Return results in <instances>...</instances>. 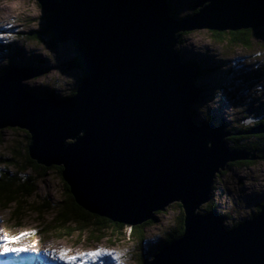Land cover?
<instances>
[{"label":"water","instance_id":"95a60500","mask_svg":"<svg viewBox=\"0 0 264 264\" xmlns=\"http://www.w3.org/2000/svg\"><path fill=\"white\" fill-rule=\"evenodd\" d=\"M35 1L55 44H75L83 78L71 97H40L22 86L39 70L10 67L0 76V130L26 132L29 159L61 168L74 203L91 215L134 227L180 205L182 236L146 264H264V204L233 228L215 208L200 213L215 178L256 157L228 147L237 134L192 117L206 97L196 84L202 71L176 50L183 33H255L264 0H198L182 19L167 0ZM248 133L264 134V125Z\"/></svg>","mask_w":264,"mask_h":264},{"label":"rangeland","instance_id":"374dc122","mask_svg":"<svg viewBox=\"0 0 264 264\" xmlns=\"http://www.w3.org/2000/svg\"><path fill=\"white\" fill-rule=\"evenodd\" d=\"M167 1L173 9L171 13L183 18L195 10L193 6L198 0ZM47 16L35 0H0V76L12 66L35 68L37 62L40 64L42 61L43 64L37 68L40 75L23 81L24 90L32 95L51 91L57 97L65 98L76 88L82 74L77 68L68 70L65 62L77 59L81 63V59L72 41L55 44V48H50V35L45 30ZM178 38L180 43L176 50L180 56L197 62L202 68L196 84L205 87L206 98L194 106L195 121L211 118L213 124L219 121L229 123L244 117L245 126L256 128L257 125L253 126L256 121L248 119L251 115L248 113L264 107V27L256 29L247 47L214 41L207 30L183 33ZM11 59H14V63H10ZM226 69H232L245 79L237 83L239 86L226 88V92H223L217 90V84L218 77ZM249 100L253 102L250 108L244 105ZM24 133L19 129L0 130V176L4 174L3 170L9 176H30L35 189L27 201L28 208L48 203L55 209V205L66 199L64 182L57 167L47 168V171H40L39 174L24 170L27 167ZM249 137L250 141H242L241 145L248 147L247 144L255 142L253 136ZM230 138L237 144V136ZM255 155L254 160L230 163L214 180L209 203L214 205L221 217L226 216V227L248 219L264 201V158L258 157L259 152ZM12 158L14 162H10ZM202 205L205 207L208 204ZM180 211L181 208L175 202L166 207L163 214L157 215L155 224L145 229V239L138 248L137 243L129 237V230H124V239L121 241H118L119 235L110 236L111 231L115 230L111 226L95 230L93 225H88L83 233L71 230L69 236H56L63 231L56 230L48 234L44 230V227H51L49 225H52L54 211L45 210L40 218L33 212L25 211L23 219L17 224L11 210L0 207V244H3L2 238L5 235L15 237L23 234L18 243L10 246H34L18 255L9 253L0 256V264H64L58 258L62 250L69 257L77 258L74 264H139L141 256L150 261L151 255L162 248L160 241L175 225ZM96 250L113 253L114 256L105 255L93 260L81 255Z\"/></svg>","mask_w":264,"mask_h":264},{"label":"trees","instance_id":"16d2710c","mask_svg":"<svg viewBox=\"0 0 264 264\" xmlns=\"http://www.w3.org/2000/svg\"><path fill=\"white\" fill-rule=\"evenodd\" d=\"M171 9H172V7H171ZM196 12H197V10H192L191 14L187 15L186 17L191 16V15L195 14ZM171 16L176 18V19H182V17H180V16L175 17L174 14H172V13H171ZM183 18H185V17H183ZM42 33L46 34L45 31L44 32L42 31ZM48 33L50 35L49 46H50V48L51 47L55 48V35L52 32H48ZM210 35L212 36V39L214 41H217V42H226L229 44L232 43L234 45H241V46L247 47L251 43V40L254 38L255 33H254V30H246V31H239V32H235V33L210 32ZM34 38H38V36H34ZM40 42H43V40H41ZM179 43H180V41H179ZM15 56L17 57L18 55H15ZM13 60L11 59L10 63H14ZM67 62H65L66 67H67ZM74 63H75V65H77V64L79 65V67L77 69L82 74L80 76V79L78 81L76 88L73 89V91L70 94H68V96H66L65 98L71 97L74 95L75 90L78 88V86L80 85L82 78H83V71L84 70H83L81 63L77 59L74 61ZM186 63L190 67L196 68L198 70L202 69L201 66L195 61L186 60ZM41 64H43V62L41 61V63L39 64V61H38L35 68H38L39 65H41ZM220 75H221V77H218L217 90L223 91V92H226L225 91L226 88H228V89L232 88L233 89L235 86H239V84H237V83L240 82L241 80L245 79V77H240L239 75H237L232 69L223 70L222 74H220ZM50 92L45 93L42 91L41 93H38L35 96H40V97H48V96L52 97V96H54V97H57L54 93H50ZM252 104H253V102H251L249 100V102H246L244 105L251 107ZM194 106H193L192 113H191L192 117L195 116ZM263 109H264V107H263ZM263 109H258V110L253 109L254 112L248 113V114H251L248 119H252V120L259 119V122L253 123V126L254 125L258 126L261 124L264 125V112H261V111H264ZM243 119H244V117H242L240 120H236V122L230 121L229 123L219 121L218 123H215V125L216 126H224L225 130L227 132L237 134V144H236L234 139L228 138L226 140V143L230 149H245L247 151L254 152V154L256 152L257 153L259 152L258 157L264 158V148L262 149V147H264V134H255V135L248 134L249 130H252L253 127L250 125L245 126V124H244L245 119L244 120ZM208 122H213V121H211V118H209V119L206 118L205 120H203L199 123L202 124V123H208ZM24 134H25L24 140H25V157H26L25 159H26V164H27V167L24 170L29 169L31 172H34L36 174H39L40 171H47L48 170L47 168H43L41 166H38L34 161L29 159L28 154H27V146H28L29 136L27 133H24ZM249 136H253L255 139V142H253V143L250 142L249 144H247L248 147H246L245 145H241L242 141H246V142L248 140L250 141L249 138H251V137H249ZM10 162H14L13 158L10 160ZM9 165L13 166L11 163H9ZM57 169L59 171V174L61 175L62 169L61 168H57ZM3 171H4V174H2L0 176V207L3 208L4 210H11L12 218L15 221V223H17V224L19 222H21V220L23 219V213L25 211L35 213L36 215L39 216V218L44 213L45 210L54 211V218L51 220L52 225H49V227L50 226L51 227L50 228L44 227V230H47L48 234H50L51 232L56 231V230H59V231L61 230V231H63L62 234H61V232H58L56 234V236H59V235L60 236H69L71 230L79 231L80 233H83L87 229L88 225H93L95 227V230H102L104 228H109V226H111V227H114L115 230L111 231L112 235H110V236L116 237L119 235L118 241H121L124 239V233H125L124 230H129V237H131L137 243L138 248L140 246H142V243L145 239V229L147 227L155 224V221H148V222L141 224L139 226L126 227L124 225L114 224V223H112V222H110L104 218H100V217H97L95 215H91V214L85 212L84 210H82L80 207H78L74 203L73 198L70 195L68 188L65 184H64V187H65V192H66V199L64 201H62L61 204L55 205L54 206V207H56L55 209H52V206L48 205V203H44V205H41L38 207H29L28 208L27 201L32 197V195L34 193L35 183L31 180L30 176L29 177H27L25 175L23 176V174L22 175L18 174L16 176H9L8 173L6 172V170H3ZM38 176H40V175H38ZM263 204H264V201L257 206V209H260V207ZM178 207L181 208L180 205H178ZM213 208H214V205L213 204L211 205L210 203H208V205H206L205 207L202 208L200 213H207L208 211H210ZM181 211L175 220V225L172 227V229L169 232H167L164 235V237H162V240L160 241L162 247L177 241L182 236L183 231H184V225H183V213ZM258 212H259V210H257L255 213L250 214L248 216L249 217L248 219L255 216ZM160 214H163V213L157 212L155 214V216L157 217V215H160ZM222 218H223V220H225L226 216H223ZM237 224L238 223H234L231 227H228V228H233ZM92 232L94 233V231H92ZM157 251H159V250H157ZM155 253H157V252H155ZM153 255H151V258ZM148 261H149V259L145 260L143 256H141V258H139V264L147 263Z\"/></svg>","mask_w":264,"mask_h":264},{"label":"snow or ice","instance_id":"6c2138e0","mask_svg":"<svg viewBox=\"0 0 264 264\" xmlns=\"http://www.w3.org/2000/svg\"><path fill=\"white\" fill-rule=\"evenodd\" d=\"M21 234L20 236H15V237H8L5 235L3 239V244H0V256L6 255V254H13V255H18L21 252H25L28 250L29 247H34L33 245H29L28 247H12L10 245L18 243L20 239L22 238ZM82 256H86L89 259H95L101 256H114L113 253H107L103 252L102 250H96L94 252L90 253H82ZM58 258L64 262V264H74L75 260L77 259L76 257H69L65 251H61L59 253Z\"/></svg>","mask_w":264,"mask_h":264},{"label":"bare ground","instance_id":"6f19581e","mask_svg":"<svg viewBox=\"0 0 264 264\" xmlns=\"http://www.w3.org/2000/svg\"><path fill=\"white\" fill-rule=\"evenodd\" d=\"M179 37V36H178ZM178 40H179V38H178ZM179 53V52H178ZM179 55H180V53H179ZM181 57V56H180ZM181 59L182 60H184V61H186L185 59H183L182 57H181ZM35 96V95H34ZM48 97H51V96H48ZM259 122V121H258ZM256 123V122H255ZM262 125V124H261ZM47 257H49V256H47Z\"/></svg>","mask_w":264,"mask_h":264},{"label":"flooded vegetation","instance_id":"af4514ba","mask_svg":"<svg viewBox=\"0 0 264 264\" xmlns=\"http://www.w3.org/2000/svg\"><path fill=\"white\" fill-rule=\"evenodd\" d=\"M75 67H76V68H78V67H79V65L77 64Z\"/></svg>","mask_w":264,"mask_h":264}]
</instances>
